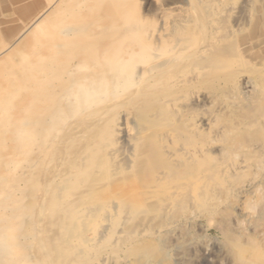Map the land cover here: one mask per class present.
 Instances as JSON below:
<instances>
[{"label": "rangeland", "instance_id": "374dc122", "mask_svg": "<svg viewBox=\"0 0 264 264\" xmlns=\"http://www.w3.org/2000/svg\"><path fill=\"white\" fill-rule=\"evenodd\" d=\"M1 70L0 116L51 95L0 201L27 264H264V0H0Z\"/></svg>", "mask_w": 264, "mask_h": 264}, {"label": "bare ground", "instance_id": "6f19581e", "mask_svg": "<svg viewBox=\"0 0 264 264\" xmlns=\"http://www.w3.org/2000/svg\"><path fill=\"white\" fill-rule=\"evenodd\" d=\"M75 26V25H74ZM69 28V27H68ZM70 30V29H69ZM68 29H63V30H56V33H60L63 34V36L65 38L63 39H58L56 40L55 37V32L52 31L50 34L45 35L47 38V42H49L47 44V48H48V54L46 56H42L38 59L36 66H35V70L38 72L39 77H43L45 75H48L49 73L52 72L53 68H49L46 60L47 59H51V57L57 55V53H61L63 51L60 52V48H66V49H70L75 47V41L69 40L67 37L70 34ZM107 31V30H106ZM49 33V32H47ZM44 36V37H45ZM212 36V35H211ZM58 41L56 44L53 43L54 41ZM118 40V39H117ZM83 40H81L82 42ZM158 41V40H157ZM11 43V42H10ZM13 43V42H12ZM79 43V41H78ZM77 45V44H76ZM60 47V48H59ZM75 49V48H74ZM65 52V51H64ZM61 53L60 55L65 53ZM74 52V50H73ZM67 54V53H66ZM55 56V57H61L59 58V61L62 62V59L64 60V58L62 56ZM68 55V54H67ZM68 57H70L68 55ZM49 59V60H50ZM66 59V58H65ZM53 60V59H52ZM58 61V59H56ZM55 60V63H56ZM51 61V60H50ZM58 61V62H59ZM65 61V60H64ZM57 62V63H58ZM60 62V63H61ZM66 62V61H65ZM49 63V62H48ZM59 63V64H60ZM58 64V65H59ZM64 64V63H62ZM66 64V63H65ZM51 65V64H50ZM54 65V64H53ZM58 65H56L58 67ZM52 66V65H51ZM55 66V67H56ZM54 67V68H55ZM57 67L55 69H57ZM59 67L61 68L62 65ZM7 68V67H6ZM62 69V68H61ZM59 70V69H58ZM52 75V74H51ZM73 76V75H72ZM10 77L9 74H7L6 71L1 70L0 71V80L3 81V90L6 89V85L8 84V82L6 81L8 78ZM49 77V75H48ZM51 77V76H50ZM44 78V77H43ZM45 79V78H44ZM42 80V79H41ZM6 81V82H5ZM40 80L37 82V84L34 86V88L36 87H40V85L42 84V82H40ZM61 82V81H60ZM59 83V82H58ZM62 83V82H61ZM59 83V84H61ZM51 83V87H52ZM175 84V83H174ZM181 84V83H180ZM48 87L49 89L51 87ZM53 87L55 88V85H53ZM52 87V88H53ZM42 88V86H41ZM47 88V89H48ZM51 88V89H52ZM140 88V87H139ZM38 89V88H37ZM1 90V92L3 91ZM34 90V89H31ZM39 91V90H37ZM33 92V91H32ZM52 92V91H51ZM47 93V92H46ZM45 93V94H46ZM36 96V95H35ZM34 96V97H35ZM42 96V95H41ZM256 96V95H255ZM51 99V95L50 93L47 94L46 96H43L42 98H36L35 100H33L34 102H38L40 101V103H45L46 101L48 102V100ZM134 99V98H132ZM32 101H24L23 103H21V107H19L18 111L16 112V114L14 116H9V115H5L1 114L0 116V125L4 128H6L8 130L9 133V140L11 142H13L15 145V148L13 147L12 149V155L11 157L0 164V167H2V173L0 174V201L1 199H7L9 201H12V204L10 207L17 205L15 200L17 199V195H18V189H17V179H18V171H16L18 169V165L22 163L23 160H25V154L26 152H22L26 151L29 148V143L34 141L32 139V132H31V128L36 125L37 122V118L40 117L39 115V109L31 107V104L34 103ZM62 102V101H61ZM33 105V104H32ZM35 106V105H33ZM119 106V105H117ZM40 107V106H39ZM38 107V108H39ZM23 110V111H22ZM23 113H22V112ZM39 119V118H38ZM40 120V119H39ZM167 121V120H166ZM167 124V123H166ZM37 127V125L35 126V128ZM34 128V129H35ZM34 133V132H33ZM35 136V134H34ZM33 136V138H34ZM125 136V135H124ZM8 142V141H7ZM31 142V143H32ZM56 150V149H55ZM14 154V155H13ZM50 160V159H49ZM63 160V159H62ZM122 163V162H121ZM262 165V164H261ZM46 166V165H45ZM191 169V171H193V167L189 168ZM182 186V185H181ZM186 186V185H185ZM188 187V186H187ZM185 188V187H184ZM180 189V188H179ZM187 189V188H186ZM186 194V193H185ZM188 194V193H187ZM264 194V193H263ZM187 198V197H186ZM182 199V198H181ZM185 199V198H184ZM180 200V199H179ZM178 200V201H179ZM187 199H185L184 201H186ZM4 203V202H3ZM184 204V203H183ZM5 205V204H4ZM3 205V206H4ZM8 205V204H7ZM181 205V204H180ZM214 205V204H213ZM2 204L0 205V264H27V254H26V248L22 245L21 240H20V233H19V218L18 215H16L14 213V211H11L10 214L6 213V208L3 207ZM183 206V205H182ZM7 207V206H6ZM9 207V208H10ZM264 209V208H263ZM264 211V210H263ZM9 212V211H8ZM38 212V211H37ZM107 212V211H106ZM127 212V211H126ZM39 221V219H38ZM39 224V223H38ZM134 224V223H133ZM131 229V228H130ZM37 231V230H36ZM38 233V231H37ZM121 233V232H119ZM130 233V232H129ZM165 233V232H163ZM39 234V233H38ZM39 237V236H38ZM164 237V236H163ZM37 239V238H36ZM158 239V238H157ZM146 241V240H145ZM161 241V240H160ZM122 242V241H121ZM179 244V243H178ZM166 245V244H165ZM143 246V245H142ZM168 247V246H167ZM187 248V247H186ZM189 248V247H188ZM41 249V248H40ZM179 249V248H178ZM43 251V249L41 250V252ZM181 251V249H180ZM136 252V251H135ZM142 252V251H141ZM172 252H170L169 250L165 249L164 246L162 247H158L154 254H152V257L154 258L153 261H144L140 264H178V262L172 258ZM43 254V253H42ZM133 254V253H132ZM145 254V252H144ZM143 254V255H144ZM48 255V254H47ZM138 255V253H137ZM141 255V254H140ZM178 255V254H177ZM44 257L46 258L47 256L44 255ZM134 257V255H133ZM142 257V256H141ZM151 257V256H150ZM175 257V256H174ZM136 258V257H135ZM144 258V257H143ZM149 258V257H147ZM47 259V258H46ZM133 262V261H132ZM149 262V263H147ZM240 262V261H239ZM135 264H139V263H135ZM185 264V263H184Z\"/></svg>", "mask_w": 264, "mask_h": 264}]
</instances>
